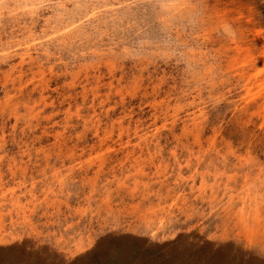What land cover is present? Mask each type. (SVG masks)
<instances>
[{
    "label": "rangeland",
    "instance_id": "obj_1",
    "mask_svg": "<svg viewBox=\"0 0 264 264\" xmlns=\"http://www.w3.org/2000/svg\"><path fill=\"white\" fill-rule=\"evenodd\" d=\"M61 260L264 264V0H0V264Z\"/></svg>",
    "mask_w": 264,
    "mask_h": 264
},
{
    "label": "snow or ice",
    "instance_id": "obj_2",
    "mask_svg": "<svg viewBox=\"0 0 264 264\" xmlns=\"http://www.w3.org/2000/svg\"><path fill=\"white\" fill-rule=\"evenodd\" d=\"M103 243H104L103 241H99L98 242L99 245H103ZM56 264H63V261L62 260L61 261H57Z\"/></svg>",
    "mask_w": 264,
    "mask_h": 264
}]
</instances>
